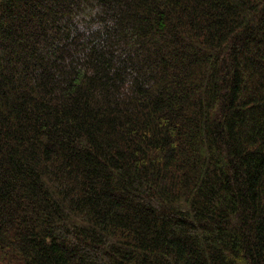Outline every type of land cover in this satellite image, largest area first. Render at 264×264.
<instances>
[{"label":"trees","instance_id":"16d2710c","mask_svg":"<svg viewBox=\"0 0 264 264\" xmlns=\"http://www.w3.org/2000/svg\"><path fill=\"white\" fill-rule=\"evenodd\" d=\"M0 264H264V0H0Z\"/></svg>","mask_w":264,"mask_h":264}]
</instances>
